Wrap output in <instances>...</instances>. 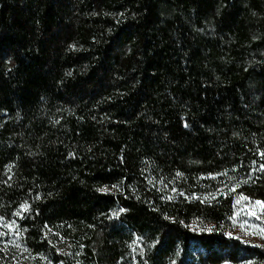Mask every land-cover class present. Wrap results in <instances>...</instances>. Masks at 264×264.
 <instances>
[{
	"label": "trees",
	"instance_id": "1",
	"mask_svg": "<svg viewBox=\"0 0 264 264\" xmlns=\"http://www.w3.org/2000/svg\"><path fill=\"white\" fill-rule=\"evenodd\" d=\"M236 194L264 204V0H0V230L21 248L264 264L219 230Z\"/></svg>",
	"mask_w": 264,
	"mask_h": 264
},
{
	"label": "rangeland",
	"instance_id": "2",
	"mask_svg": "<svg viewBox=\"0 0 264 264\" xmlns=\"http://www.w3.org/2000/svg\"><path fill=\"white\" fill-rule=\"evenodd\" d=\"M107 190L112 191V189ZM192 229L211 232L217 227L209 223L195 222ZM219 230L225 231L230 237L238 238L246 244L264 248V204L236 194L232 220L229 225ZM0 234L4 239V245L0 248L1 264H54L42 255H36L21 248L16 241L15 228L0 230ZM48 238L58 252L64 255H74L75 242L72 237L61 232H51Z\"/></svg>",
	"mask_w": 264,
	"mask_h": 264
}]
</instances>
